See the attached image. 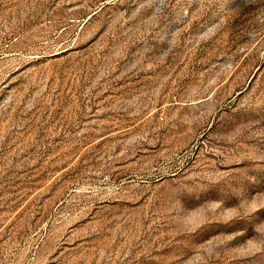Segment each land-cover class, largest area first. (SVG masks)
<instances>
[{
	"label": "rangeland",
	"instance_id": "obj_1",
	"mask_svg": "<svg viewBox=\"0 0 264 264\" xmlns=\"http://www.w3.org/2000/svg\"><path fill=\"white\" fill-rule=\"evenodd\" d=\"M0 264H264V0H0Z\"/></svg>",
	"mask_w": 264,
	"mask_h": 264
}]
</instances>
